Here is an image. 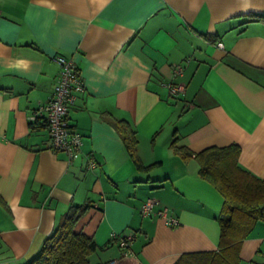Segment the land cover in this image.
I'll use <instances>...</instances> for the list:
<instances>
[{"label": "crops", "instance_id": "obj_1", "mask_svg": "<svg viewBox=\"0 0 264 264\" xmlns=\"http://www.w3.org/2000/svg\"><path fill=\"white\" fill-rule=\"evenodd\" d=\"M54 54L70 57L84 84L68 109L82 135L72 162L29 120L51 97ZM168 80L184 92L171 96ZM116 119L135 130L147 169ZM174 138L191 152L236 143L239 165L264 177V0H0V264H25L63 213L85 202L75 231L97 244L92 264H173L216 250L222 195ZM148 197L177 222L142 215ZM112 232L132 238L122 248ZM238 256L264 264V221Z\"/></svg>", "mask_w": 264, "mask_h": 264}, {"label": "trees", "instance_id": "obj_2", "mask_svg": "<svg viewBox=\"0 0 264 264\" xmlns=\"http://www.w3.org/2000/svg\"><path fill=\"white\" fill-rule=\"evenodd\" d=\"M36 121L42 123L41 118ZM112 123L136 166L147 169L136 153L135 130L121 119ZM176 139L171 142L174 150L183 158L194 157L197 160L199 175L215 186L223 201L217 217L220 226L217 249L184 252L173 264H238L241 241L258 221H264V177L239 165V146L236 143L210 145L198 152H191L185 145H177ZM90 205V202L71 205L46 236L38 253L25 264H92L89 255L98 247L97 244L92 236L75 231L78 220Z\"/></svg>", "mask_w": 264, "mask_h": 264}, {"label": "built area", "instance_id": "obj_3", "mask_svg": "<svg viewBox=\"0 0 264 264\" xmlns=\"http://www.w3.org/2000/svg\"><path fill=\"white\" fill-rule=\"evenodd\" d=\"M51 58L59 66L51 97L46 102L39 103L32 110L29 120L34 123L37 122L38 118H41L43 125L48 130L47 147L52 151H64L67 161L72 162L79 155L82 135L70 124L68 109L75 101L77 92L83 91L84 84L74 61L70 57L54 54ZM181 71L182 66L176 64L172 69V75L176 76ZM162 84L168 88L169 94L173 97L179 96L184 92L182 83H174L172 80H168L162 82ZM96 165L95 160L89 157L87 168L91 169ZM155 207L156 210H154ZM139 209L144 216L154 213L166 218L168 223L174 224L177 222L176 218L167 216V208L161 206L159 201L153 197L146 198ZM111 237L117 239L122 248H125L128 241L132 238L131 236H121L114 232L111 233ZM124 253H126V250Z\"/></svg>", "mask_w": 264, "mask_h": 264}]
</instances>
